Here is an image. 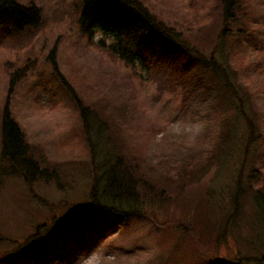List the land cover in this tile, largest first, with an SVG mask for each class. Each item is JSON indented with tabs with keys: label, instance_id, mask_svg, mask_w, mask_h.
I'll use <instances>...</instances> for the list:
<instances>
[{
	"label": "rangeland",
	"instance_id": "obj_1",
	"mask_svg": "<svg viewBox=\"0 0 264 264\" xmlns=\"http://www.w3.org/2000/svg\"><path fill=\"white\" fill-rule=\"evenodd\" d=\"M82 1L17 0L39 12L37 26L21 31L0 19V124L9 102L27 143L55 169L53 180L29 183L0 161V264H232L264 255V216L255 218L263 208L247 189L255 183L251 176L264 177V0H239L245 17L228 25L231 34L223 40L218 0H142L220 66L234 101L226 116L235 113L224 147L211 131L216 123L180 111L179 90L158 83L137 59L130 67L113 58L106 49L112 36L94 39L93 26L81 32ZM95 18L104 23L101 15L89 21ZM126 27H119L122 37ZM63 83L107 115L128 110L129 120L118 126L120 145L144 156L156 180L177 181L172 169L186 158L221 155L200 180L177 184L175 193L165 192L167 200L140 206L137 216L93 209V185L103 171L96 169L111 153L94 121L88 119L85 133ZM234 197L238 209L231 206ZM222 208L233 212L228 222H220Z\"/></svg>",
	"mask_w": 264,
	"mask_h": 264
},
{
	"label": "trees",
	"instance_id": "obj_2",
	"mask_svg": "<svg viewBox=\"0 0 264 264\" xmlns=\"http://www.w3.org/2000/svg\"><path fill=\"white\" fill-rule=\"evenodd\" d=\"M82 2L83 15L79 18L81 32L89 33V29L93 26L94 29L102 30L105 35L112 36L114 41L106 49L113 58L120 59L130 67L137 59L149 74L156 76L158 83L170 84V91L179 90L183 97L180 111L185 114L190 112L197 120L205 118L206 121L216 123L217 131L213 129L211 131L216 135L218 144L224 147L234 128L232 118L235 113L230 114V117L226 116L227 108L230 104L234 105V101L229 94V88L220 76V66L215 59L212 56L206 57L196 53L186 38H183L173 27L159 21L142 0H83ZM218 2L221 5V19L225 27L219 36L223 40L231 34L228 25L230 26V23H234L240 17H245V14L242 15L239 0H218ZM100 15L105 19L104 23L101 20L97 22V18L89 21L90 18ZM38 16L39 12L32 6H21L17 0H0V19H9V25L14 32L36 27L39 23ZM123 26H127L124 28L125 37L119 33V27L123 28ZM240 31L235 30L237 33ZM140 52L146 55L143 60ZM24 71L22 70V75ZM15 78L14 74L10 86ZM63 84L67 96L79 113L85 133H89L90 126L92 127L89 121H94L97 137L108 146L111 153L109 159H105L106 161L96 169V172L103 171L98 180L95 178L93 185L90 203L94 206L93 209L99 208L124 218H130L128 211L137 216L141 211L140 206L146 207L151 202L167 200L170 196H166L165 192L172 195L177 184L187 185L194 179L200 180L209 170V165L221 155L215 150L207 151L202 156H196L197 164L196 160H193L192 163L195 164H192L189 162L191 159L186 158L184 164L178 165L179 169L176 167L172 169L178 170L174 175L177 181L169 176H160L156 180L148 175L149 169L142 162L145 160L144 156L142 158L141 155L135 156L120 145L118 126L129 120L128 110H122L123 115L119 113L114 115L115 111L107 115L106 108L85 104L68 84ZM7 105L9 102L5 103L1 116L0 161L16 169L26 182L53 180L55 169L41 162L40 157L44 158V155L32 150L21 130L10 118ZM120 108L121 106H118L115 109ZM212 115H215L218 121ZM229 129H232L230 136L227 133ZM251 177L255 183L247 189L253 193L257 208L259 204L263 208H259V213L255 215V218H259L264 216V177L260 174L259 180L255 176ZM236 205L238 201H235L234 197L231 206L238 209ZM232 213L222 208L220 222H228ZM219 236L217 232V238ZM232 264H264V255L259 258H236Z\"/></svg>",
	"mask_w": 264,
	"mask_h": 264
},
{
	"label": "clouds",
	"instance_id": "obj_3",
	"mask_svg": "<svg viewBox=\"0 0 264 264\" xmlns=\"http://www.w3.org/2000/svg\"><path fill=\"white\" fill-rule=\"evenodd\" d=\"M93 38L94 39H100L103 38V32L100 29H97L95 32H93ZM89 264H91V262H89Z\"/></svg>",
	"mask_w": 264,
	"mask_h": 264
}]
</instances>
